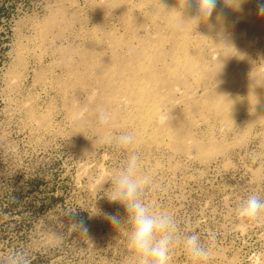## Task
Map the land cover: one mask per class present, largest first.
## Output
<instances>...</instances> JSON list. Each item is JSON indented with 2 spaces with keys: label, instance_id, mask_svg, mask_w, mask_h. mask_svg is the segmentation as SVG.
<instances>
[{
  "label": "rangeland",
  "instance_id": "obj_1",
  "mask_svg": "<svg viewBox=\"0 0 264 264\" xmlns=\"http://www.w3.org/2000/svg\"><path fill=\"white\" fill-rule=\"evenodd\" d=\"M183 3L0 0L4 264H137L128 213L107 198L133 153L151 177L139 198L175 219L170 264H193V233L205 264H264V214L238 215L264 199L260 0H219L197 31ZM126 132L135 142L118 148Z\"/></svg>",
  "mask_w": 264,
  "mask_h": 264
},
{
  "label": "clouds",
  "instance_id": "obj_2",
  "mask_svg": "<svg viewBox=\"0 0 264 264\" xmlns=\"http://www.w3.org/2000/svg\"><path fill=\"white\" fill-rule=\"evenodd\" d=\"M219 0H184L183 10L187 8L192 12L184 17L185 22L197 31L201 24L213 28L211 18L217 10ZM258 10L264 13V0H260ZM220 13H217L219 15ZM109 114L98 110V121L101 125L109 122ZM118 148L126 149L135 142L132 133H121L114 138ZM141 167L138 154L129 155L125 167L111 178V191L107 198L121 204L128 213V247L139 257L137 264H170L171 245L174 242L176 224L174 217L167 211L155 212L139 198L142 185H147L151 177L147 174L137 175ZM264 214V199L258 195H249L241 204L238 215L244 220L255 221ZM111 224L116 228L121 226V219L117 215L105 214ZM80 231L84 234L87 229L82 221L77 222ZM158 237V238H157ZM214 238V237H213ZM183 247L193 264H205L211 253L200 240L198 234L193 233L184 238ZM0 264H4L0 261Z\"/></svg>",
  "mask_w": 264,
  "mask_h": 264
}]
</instances>
